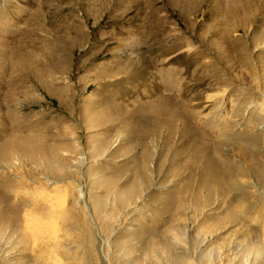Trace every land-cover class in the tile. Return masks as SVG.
I'll return each instance as SVG.
<instances>
[{"label":"rangeland","instance_id":"374dc122","mask_svg":"<svg viewBox=\"0 0 264 264\" xmlns=\"http://www.w3.org/2000/svg\"><path fill=\"white\" fill-rule=\"evenodd\" d=\"M54 258L264 264V0H0V264Z\"/></svg>","mask_w":264,"mask_h":264},{"label":"bare ground","instance_id":"6f19581e","mask_svg":"<svg viewBox=\"0 0 264 264\" xmlns=\"http://www.w3.org/2000/svg\"><path fill=\"white\" fill-rule=\"evenodd\" d=\"M23 60V59H22ZM22 63V62H21ZM36 186V185H35ZM38 191H39V189L35 192V193H38ZM33 192V191H32ZM31 192V193H32ZM43 192H45L44 190H43ZM34 193V192H33ZM42 192H40V194H41ZM39 194V193H38ZM39 194V195H40ZM36 196H37V194H35ZM44 195V194H43ZM43 195H42V197H43ZM30 196V195H29ZM34 196V195H33ZM35 197V196H34ZM32 198V197H31ZM36 198V197H35ZM39 198H41V196H39ZM48 198V197H47ZM53 198V197H52ZM54 199V198H53ZM52 199V200H53ZM39 200H41V199H39ZM45 201H43V202H45V205H44V207H42V208H47L48 210H52V207H53V205H52V200H51V202H50V199L49 200H46V199H44ZM36 201V200H35ZM53 201H55V200H53ZM37 202V201H36ZM40 202V201H39ZM41 203H42V201H41ZM51 203V205H49ZM43 204V203H42ZM28 223V222H27ZM26 223V227H25V229L27 228L28 230H27V232H28V234L31 236V238L33 239V241L36 243V241L39 243L40 241V243H43L45 246H47L48 245V243H49V245H50V242H51V248L52 247H54V246H57L58 244H59V239H60V237L58 236V235H56V231L57 230H53V236L51 235V233L52 232H50V228H51V225H53V224H51L50 225V228L49 227H45L44 229H43V225L42 224H40V223H36V222H32L31 224H27ZM51 223V222H50ZM49 226V225H48ZM53 226H55V225H53ZM49 228V229H48ZM52 230V229H51ZM50 235L52 236L51 237V239L49 238L50 237ZM39 243V244H40ZM47 244V245H46ZM38 245V244H37ZM36 244H35V246H37ZM43 245V246H44ZM40 246H41V244H40ZM42 247V246H41ZM53 260H54V262H53ZM54 264H61L60 263V261L58 260V259H56V258H54V259H52L51 260ZM52 263V264H53Z\"/></svg>","mask_w":264,"mask_h":264}]
</instances>
